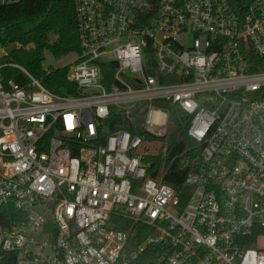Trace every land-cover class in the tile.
<instances>
[{
	"label": "built area",
	"instance_id": "1",
	"mask_svg": "<svg viewBox=\"0 0 264 264\" xmlns=\"http://www.w3.org/2000/svg\"><path fill=\"white\" fill-rule=\"evenodd\" d=\"M75 12L79 96L0 65V264L151 252L142 264H264V0H75ZM7 66L27 84H6ZM156 103L188 115L202 149L187 194L153 177L145 137L101 134L116 113L161 136L170 111Z\"/></svg>",
	"mask_w": 264,
	"mask_h": 264
},
{
	"label": "trees",
	"instance_id": "2",
	"mask_svg": "<svg viewBox=\"0 0 264 264\" xmlns=\"http://www.w3.org/2000/svg\"><path fill=\"white\" fill-rule=\"evenodd\" d=\"M0 46L12 48L3 65L24 68L41 81L47 90L60 97L80 95L77 86L68 80V66L57 69L44 68L47 52L57 60L81 52L75 0H25L17 5L0 7ZM2 76L6 84L14 82L24 86L28 82L19 69L11 66L2 70ZM156 105L167 107L170 111L165 136L146 133L141 129L139 120L133 122L116 113L101 124V134L106 136L117 130H126L133 135L145 137L149 142L165 144V149L163 147L157 154L146 155L145 161L153 165L151 171L154 178H161L181 195L187 194L191 188L185 187L183 183L189 173L200 171L202 149L188 136L191 121L188 115L170 104ZM186 200L184 198L183 201ZM124 223L121 229L133 234L131 243L135 246L142 243L147 235L136 234L132 222ZM151 253H147L140 261L152 258ZM140 261L130 264H142Z\"/></svg>",
	"mask_w": 264,
	"mask_h": 264
},
{
	"label": "rangeland",
	"instance_id": "3",
	"mask_svg": "<svg viewBox=\"0 0 264 264\" xmlns=\"http://www.w3.org/2000/svg\"><path fill=\"white\" fill-rule=\"evenodd\" d=\"M11 50H12L11 47L3 48L0 46V64H4L7 61V56L9 55ZM75 58H76V55H70V56L64 57L60 60H57L51 55V53L47 52L45 55L44 68L45 69H50V68L57 69V68L65 67V66L69 67L71 62ZM154 131L159 132L160 130L155 128ZM167 131H168V127L165 130L164 129L161 130L160 131L161 136H165L167 134ZM163 147L165 149V144H163L162 142H150L148 149H147L148 154L155 155Z\"/></svg>",
	"mask_w": 264,
	"mask_h": 264
}]
</instances>
